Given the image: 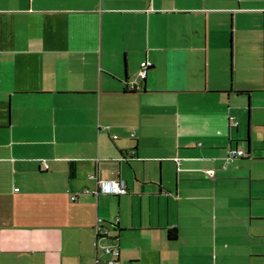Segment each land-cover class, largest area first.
<instances>
[{
    "label": "crops",
    "instance_id": "1",
    "mask_svg": "<svg viewBox=\"0 0 264 264\" xmlns=\"http://www.w3.org/2000/svg\"><path fill=\"white\" fill-rule=\"evenodd\" d=\"M114 256L264 264V0H0V264Z\"/></svg>",
    "mask_w": 264,
    "mask_h": 264
},
{
    "label": "built area",
    "instance_id": "2",
    "mask_svg": "<svg viewBox=\"0 0 264 264\" xmlns=\"http://www.w3.org/2000/svg\"><path fill=\"white\" fill-rule=\"evenodd\" d=\"M152 64V62L148 59H145L141 62L140 65V69H139V74L144 77L147 73L148 67ZM234 123H238L237 119L233 120ZM134 150H131V154ZM127 154H123L122 156H126ZM242 155H246V150L244 148H238V147H230L228 149V152L225 154L224 156V160L222 162V166L225 167L227 165V163L233 159H235L238 156H242ZM43 162L45 163V165L47 166V163L45 162V159H43ZM207 172L210 175H213L215 172V168L214 167H209L207 169ZM91 177L96 176L94 173L90 174ZM98 180V189H101L105 192H112V193H116V194H121V193H125L128 191V186L126 181L121 178V177H117V178H112V179H97ZM82 190H89L88 187L83 188ZM78 192H73L71 193V197L72 198H76ZM101 228L98 227V234H102V233H106L107 228H105L104 230L100 231ZM104 250L106 252H111L114 255H118L119 254V247L117 244L114 245H105L104 246ZM117 261V257H111L107 260L108 264H114Z\"/></svg>",
    "mask_w": 264,
    "mask_h": 264
},
{
    "label": "trees",
    "instance_id": "3",
    "mask_svg": "<svg viewBox=\"0 0 264 264\" xmlns=\"http://www.w3.org/2000/svg\"><path fill=\"white\" fill-rule=\"evenodd\" d=\"M134 89H136V88H134ZM131 155H133V153L131 154ZM134 156V155H133ZM169 234H170V236H176V234H177V232H176V229L175 228H170L169 229Z\"/></svg>",
    "mask_w": 264,
    "mask_h": 264
},
{
    "label": "water",
    "instance_id": "4",
    "mask_svg": "<svg viewBox=\"0 0 264 264\" xmlns=\"http://www.w3.org/2000/svg\"><path fill=\"white\" fill-rule=\"evenodd\" d=\"M109 229L107 228L106 233H103L104 235L108 234ZM119 247V246H118ZM119 255V254H118Z\"/></svg>",
    "mask_w": 264,
    "mask_h": 264
}]
</instances>
